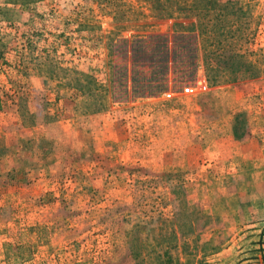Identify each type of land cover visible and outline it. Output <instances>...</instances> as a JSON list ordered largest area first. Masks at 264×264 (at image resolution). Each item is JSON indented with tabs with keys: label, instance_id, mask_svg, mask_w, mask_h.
Listing matches in <instances>:
<instances>
[{
	"label": "rangeland",
	"instance_id": "obj_1",
	"mask_svg": "<svg viewBox=\"0 0 264 264\" xmlns=\"http://www.w3.org/2000/svg\"><path fill=\"white\" fill-rule=\"evenodd\" d=\"M214 1L0 0V264H260L264 0Z\"/></svg>",
	"mask_w": 264,
	"mask_h": 264
},
{
	"label": "trees",
	"instance_id": "obj_2",
	"mask_svg": "<svg viewBox=\"0 0 264 264\" xmlns=\"http://www.w3.org/2000/svg\"><path fill=\"white\" fill-rule=\"evenodd\" d=\"M163 1V2H161ZM147 3H152L151 8L155 11L152 15L149 17L152 19H177V18H187L189 17L188 9H190L188 2L192 3L193 9L197 10L196 15L200 17L201 15L205 14L207 9L201 8L202 5H206V7L214 6L215 1L214 0H146ZM217 4V3H216ZM91 79L88 77H84V83L78 84L76 87H73L74 85H70L66 79H63V82L61 83V86H64L65 88H69L73 92V94H80L84 93L85 96L89 95V87L88 82ZM186 244V241L182 243L184 246ZM8 246V245H6ZM153 264H183L178 262L177 258L172 257L168 254L166 255H154L153 256Z\"/></svg>",
	"mask_w": 264,
	"mask_h": 264
},
{
	"label": "built area",
	"instance_id": "obj_3",
	"mask_svg": "<svg viewBox=\"0 0 264 264\" xmlns=\"http://www.w3.org/2000/svg\"><path fill=\"white\" fill-rule=\"evenodd\" d=\"M197 87H186L183 88V94H192L193 92H196ZM173 96V93H165L163 94V98L167 99ZM260 264H264V255L262 256V260L260 261Z\"/></svg>",
	"mask_w": 264,
	"mask_h": 264
}]
</instances>
